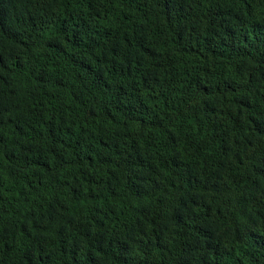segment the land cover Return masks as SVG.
I'll return each mask as SVG.
<instances>
[{"label": "trees", "instance_id": "trees-1", "mask_svg": "<svg viewBox=\"0 0 264 264\" xmlns=\"http://www.w3.org/2000/svg\"><path fill=\"white\" fill-rule=\"evenodd\" d=\"M0 264H264V0H0Z\"/></svg>", "mask_w": 264, "mask_h": 264}]
</instances>
